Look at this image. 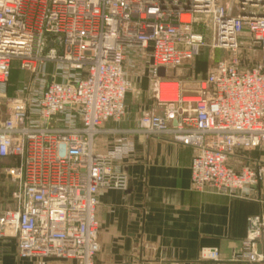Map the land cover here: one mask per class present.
Listing matches in <instances>:
<instances>
[{
	"label": "built area",
	"instance_id": "obj_1",
	"mask_svg": "<svg viewBox=\"0 0 264 264\" xmlns=\"http://www.w3.org/2000/svg\"><path fill=\"white\" fill-rule=\"evenodd\" d=\"M207 40L225 57L201 80L178 77ZM134 52L152 107L132 129L105 128L125 116ZM13 66L28 80L8 97ZM0 112V159L18 162L0 239L20 260L95 264L98 194L126 190L134 137L192 147L194 192L243 198L264 182V159L232 164L264 153V0H0ZM232 260L264 264L263 218L247 219Z\"/></svg>",
	"mask_w": 264,
	"mask_h": 264
},
{
	"label": "crops",
	"instance_id": "obj_2",
	"mask_svg": "<svg viewBox=\"0 0 264 264\" xmlns=\"http://www.w3.org/2000/svg\"><path fill=\"white\" fill-rule=\"evenodd\" d=\"M14 69L6 94L14 97L28 80L16 81ZM3 114H0V122ZM135 122L105 124V128L132 129ZM112 137L100 140L111 142ZM135 153L121 164L126 190L102 189L96 219L100 252L95 264H250L232 258L245 238L249 217L264 219V182L245 190L243 198H229L190 188V164L195 151L164 138L134 137ZM232 160L236 170L245 159H264L255 150ZM241 157V158H240ZM14 159H0V213L11 207L16 190ZM215 249L218 262L200 261L201 249ZM16 255L13 239H0V264H30Z\"/></svg>",
	"mask_w": 264,
	"mask_h": 264
},
{
	"label": "rangeland",
	"instance_id": "obj_3",
	"mask_svg": "<svg viewBox=\"0 0 264 264\" xmlns=\"http://www.w3.org/2000/svg\"><path fill=\"white\" fill-rule=\"evenodd\" d=\"M145 56L146 55L141 57L138 52H134L128 56L126 70L130 88L124 101L125 116L120 121L121 125L134 123L138 117L147 113L152 107V101L148 95L150 82L147 76V56ZM224 57L225 55L221 51L211 50L208 47L207 40L205 46L196 52L194 60L186 62L175 74L183 79H192L193 81L201 80L206 76L209 69H211L218 60ZM25 78V74L14 72V79H16V81H22L25 80ZM30 262V264H71L69 262L54 259L32 260Z\"/></svg>",
	"mask_w": 264,
	"mask_h": 264
},
{
	"label": "water",
	"instance_id": "obj_4",
	"mask_svg": "<svg viewBox=\"0 0 264 264\" xmlns=\"http://www.w3.org/2000/svg\"><path fill=\"white\" fill-rule=\"evenodd\" d=\"M164 71L162 69L159 70V76H163ZM173 125H175V123H173Z\"/></svg>",
	"mask_w": 264,
	"mask_h": 264
}]
</instances>
